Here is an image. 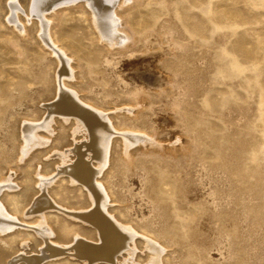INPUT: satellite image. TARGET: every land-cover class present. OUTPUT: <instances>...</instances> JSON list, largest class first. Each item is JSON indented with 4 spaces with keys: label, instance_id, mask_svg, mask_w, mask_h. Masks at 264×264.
Here are the masks:
<instances>
[{
    "label": "rangeland",
    "instance_id": "374dc122",
    "mask_svg": "<svg viewBox=\"0 0 264 264\" xmlns=\"http://www.w3.org/2000/svg\"><path fill=\"white\" fill-rule=\"evenodd\" d=\"M10 1L0 0V180L11 178L17 192L27 179L29 195L15 197L22 206L57 162L35 168L42 145L20 159L19 130L53 96L38 80L44 73L51 83L55 62L33 16L23 10L18 25L8 20ZM30 1L18 0L20 9L28 11ZM117 2L131 29L129 51L104 45L82 4L52 12L51 30L73 58L83 98L115 111L116 125L156 138L133 149L128 167L116 147L105 180L121 215L167 246L166 264H264V0ZM63 138L65 149L72 138ZM53 189L63 205H87L85 192L64 179ZM2 199L12 210L8 193ZM64 223L54 227L68 240L71 225ZM8 232L0 233L5 242L25 237L28 246L19 242L1 263L23 264L17 255H30L37 242Z\"/></svg>",
    "mask_w": 264,
    "mask_h": 264
},
{
    "label": "bare ground",
    "instance_id": "6f19581e",
    "mask_svg": "<svg viewBox=\"0 0 264 264\" xmlns=\"http://www.w3.org/2000/svg\"><path fill=\"white\" fill-rule=\"evenodd\" d=\"M78 4L85 6L91 14V23L104 45L121 48L123 51L131 49L126 46L131 29L124 13L120 12L122 3L117 0H31L28 11L20 9L18 0L9 2L8 20L18 25L17 13L23 10L25 15L33 16L36 19L34 25L40 31V40L52 53L55 62L51 83L44 73L38 80L41 88L51 86L53 96H42L47 102L38 119L25 120L19 125L23 143L20 159L34 146L42 145L34 163L35 168L41 170L52 159H57V162L53 172L38 176L36 190L31 194L29 202L22 206L18 205L19 201L15 197L29 195L32 185L24 182L27 179L21 182L17 192L13 191L15 187L9 182L11 178L9 181L6 178L8 182L0 180V233L9 231L6 235L18 238L25 232L37 242V250L30 255H26L29 252L17 255L15 260H21L23 264H51L63 258L75 264H166L167 246L138 222L121 215V207L116 206V200L105 180L115 162L116 147L119 146L120 158L128 167L133 149L138 145L157 144L156 138L136 128L116 125L115 111L109 113L107 109L86 101L78 88L80 80L76 66L72 63L73 58L66 55V50L53 36L52 12L57 13L62 7ZM134 100L136 102L137 97ZM134 106L130 105L126 111L133 113ZM68 135L72 141L64 149L61 143L63 137ZM53 139L58 142L53 143ZM63 179L70 186L85 192V207L66 206L55 198L54 183ZM4 193L11 197L12 210L8 211V204L2 199ZM60 220L65 221V225H71L67 231L68 240H62L56 233L54 222L59 223ZM5 241L0 236V264L14 247L16 251L20 248L19 242H22L20 245L28 246L25 237H21L17 244Z\"/></svg>",
    "mask_w": 264,
    "mask_h": 264
}]
</instances>
